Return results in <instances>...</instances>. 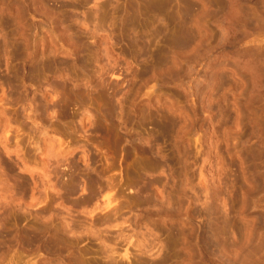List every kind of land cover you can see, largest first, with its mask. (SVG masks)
Listing matches in <instances>:
<instances>
[{"label": "rangeland", "instance_id": "374dc122", "mask_svg": "<svg viewBox=\"0 0 264 264\" xmlns=\"http://www.w3.org/2000/svg\"><path fill=\"white\" fill-rule=\"evenodd\" d=\"M259 2L0 0V264H264Z\"/></svg>", "mask_w": 264, "mask_h": 264}, {"label": "bare ground", "instance_id": "6f19581e", "mask_svg": "<svg viewBox=\"0 0 264 264\" xmlns=\"http://www.w3.org/2000/svg\"><path fill=\"white\" fill-rule=\"evenodd\" d=\"M259 1H260L261 4H263V6H264V0H259ZM260 2H259V4H260ZM263 6H262V7H263ZM259 7H260V6H259ZM259 7H258V9H259ZM261 9H262V8H261ZM260 12H261V11H260ZM263 12H264V11H263ZM261 17H262V16H261ZM261 17H260V18H261Z\"/></svg>", "mask_w": 264, "mask_h": 264}]
</instances>
